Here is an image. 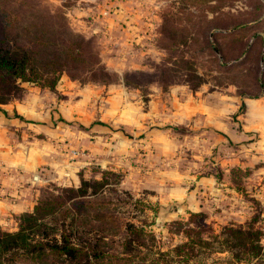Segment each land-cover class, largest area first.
I'll return each mask as SVG.
<instances>
[{"label":"rangeland","instance_id":"rangeland-1","mask_svg":"<svg viewBox=\"0 0 264 264\" xmlns=\"http://www.w3.org/2000/svg\"><path fill=\"white\" fill-rule=\"evenodd\" d=\"M32 2L59 8L70 32L91 41L97 65L108 75L76 79L61 72L52 87L16 81L17 91L0 103L37 97L35 109L42 116L24 119L13 113L19 130L8 126L0 137L27 146L30 161L36 148L51 149L54 159L73 161L76 177L73 182L49 177L33 186L30 208L1 215L0 229L14 230L18 216L29 212L37 198L79 199L69 189L102 177V196L120 219L144 224L161 246L178 240L167 232L168 224L184 221L189 212L203 211L214 225L251 223L264 233V133L258 124L246 127L244 103H264V0ZM254 40L249 58L239 64ZM221 51L229 58L221 59ZM229 65V71L223 69ZM189 95L202 98L219 124L204 119L208 112L193 101L182 102ZM174 97L180 102L176 109L184 111L183 122L169 118ZM134 106L143 113L132 123ZM220 107L233 109L219 113ZM1 169L10 186L24 182L20 170ZM8 188L0 184L1 198L9 197ZM75 211L79 226L87 230L94 224L91 212ZM260 243L264 247V234ZM13 264L28 263L18 258Z\"/></svg>","mask_w":264,"mask_h":264},{"label":"trees","instance_id":"trees-1","mask_svg":"<svg viewBox=\"0 0 264 264\" xmlns=\"http://www.w3.org/2000/svg\"><path fill=\"white\" fill-rule=\"evenodd\" d=\"M255 40L239 64L249 58ZM220 57L229 58L222 51ZM61 72L76 79L108 75L97 65L91 41L70 32L59 8L32 0H0V103L17 91L16 81L52 87ZM104 187L102 177L81 180L78 188L69 189L79 199L37 198L29 212L18 216L14 230L0 229V264L18 258L28 264H264V233L251 223L214 225L203 211L189 212L184 221L168 224L167 232L178 240L170 238L161 246L163 241L144 224L120 219L102 196ZM89 203L87 210L78 211ZM75 210L84 216L91 212L94 224L87 230L79 226Z\"/></svg>","mask_w":264,"mask_h":264},{"label":"crops","instance_id":"crops-1","mask_svg":"<svg viewBox=\"0 0 264 264\" xmlns=\"http://www.w3.org/2000/svg\"><path fill=\"white\" fill-rule=\"evenodd\" d=\"M175 90V89H174ZM173 92V91H172ZM86 97V96H84ZM188 101H193V104L197 109L202 110V112L211 111V107L206 104L202 98L197 96H186L182 102L188 103ZM37 102V97L34 95L26 96L24 100L15 101L10 104H1L0 105V131L6 130L8 126L13 127L12 131L17 132L20 128V120L17 117L13 116V113L23 117L24 119H28L31 117L40 118L42 114L37 112L35 109V103ZM231 102V103H230ZM229 102V106L233 105V101ZM38 103V102H37ZM178 100L174 97L171 99V105L173 111L170 113L169 118L176 122L184 121V111L182 109H176V104H178ZM246 105V127H250L252 125L258 124L256 127L260 130V132L264 133V103L258 99H246L244 101ZM235 107V105H233ZM74 109V107H73ZM132 109V108H131ZM230 107H220L217 109V112H227L232 110ZM248 109H255L256 111L252 113V115L248 114ZM71 109H66L67 115L73 117L72 113L75 111H70ZM133 110L135 111V115L129 118L132 123H135V119L139 113L134 106ZM254 111V110H252ZM207 116H204L208 122L211 121L213 125L219 124V121L215 118L213 114L207 113ZM45 119L49 117L46 116ZM122 115H126V112ZM37 124V123H36ZM34 124V125H36ZM25 130V127H23ZM41 130H43L41 128ZM23 131V129H21ZM19 131V133L21 132ZM45 132V131H43ZM22 136V134H21ZM158 140L163 143L164 138L161 134H159ZM21 142H16L14 144L9 143L5 138L0 137V184H8V195L9 197L1 198L0 197V216L1 215H12L17 214L23 211H26L30 208L33 198L36 193V189L33 186L42 185L43 182L53 179L62 178L63 181L73 182L76 180V177L73 173V161H68L67 159H63L61 157L54 159L51 154V149L46 152L42 148H36L35 155H33L32 160L28 159L27 149ZM52 156V157H51ZM13 169L20 170L23 173L24 182L18 184H12L10 186V178L8 176L2 174V169ZM9 171H12V170ZM51 171L52 174H49ZM60 176V177H59ZM51 177V179L49 178ZM27 179V182H26ZM203 182H208L207 177L202 178ZM19 185V186H18ZM19 188L16 192V189ZM7 189V188H6ZM11 189V190H10ZM10 191V192H9ZM174 193H181L182 190L177 188H172L171 190ZM194 208V207H193ZM222 256V254H221Z\"/></svg>","mask_w":264,"mask_h":264}]
</instances>
